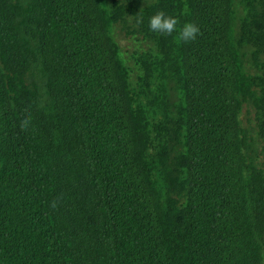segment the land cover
<instances>
[{
  "label": "trees",
  "instance_id": "16d2710c",
  "mask_svg": "<svg viewBox=\"0 0 264 264\" xmlns=\"http://www.w3.org/2000/svg\"><path fill=\"white\" fill-rule=\"evenodd\" d=\"M0 264H264V0H0Z\"/></svg>",
  "mask_w": 264,
  "mask_h": 264
},
{
  "label": "clouds",
  "instance_id": "9594fccd",
  "mask_svg": "<svg viewBox=\"0 0 264 264\" xmlns=\"http://www.w3.org/2000/svg\"><path fill=\"white\" fill-rule=\"evenodd\" d=\"M140 22V17H137V23ZM177 20L173 16L165 15L162 11H156L154 14L148 17L147 26L150 31L161 32L164 34L172 33L176 29ZM197 32L196 27L189 22L183 23L178 30V40L190 41L194 38V34ZM28 117L25 116L22 121V126H26Z\"/></svg>",
  "mask_w": 264,
  "mask_h": 264
}]
</instances>
